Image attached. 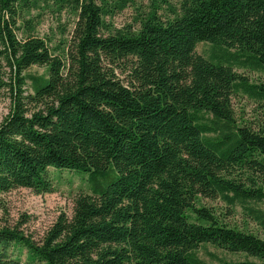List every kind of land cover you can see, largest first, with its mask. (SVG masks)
Instances as JSON below:
<instances>
[{"label":"trees","instance_id":"obj_1","mask_svg":"<svg viewBox=\"0 0 264 264\" xmlns=\"http://www.w3.org/2000/svg\"><path fill=\"white\" fill-rule=\"evenodd\" d=\"M99 1L0 0V194L49 191L50 168L87 173L91 190L39 242L0 226V264H264V238L200 203L264 228V127L231 105L240 91L264 121V81L236 70L264 73V0H178L133 31L105 21L129 0ZM50 6L73 16L55 51L35 32ZM205 245L242 258L204 261Z\"/></svg>","mask_w":264,"mask_h":264},{"label":"rangeland","instance_id":"obj_2","mask_svg":"<svg viewBox=\"0 0 264 264\" xmlns=\"http://www.w3.org/2000/svg\"><path fill=\"white\" fill-rule=\"evenodd\" d=\"M106 1L108 4L110 3L109 5L115 2V0ZM96 2L100 4L99 0ZM177 3L178 0H129L121 10L114 7L116 12L112 16H106L105 21L114 28L133 31L139 27L137 21L139 15L152 9H156L159 14L164 15L170 10L169 5L174 6ZM42 11L35 32L38 36L44 37L54 50L58 46L61 47V41L70 37L73 16L68 12L71 11L69 8H63L61 13H56L57 10L54 6L44 8ZM195 51L197 54L208 57L211 53V46L206 42H199ZM236 70L246 75L250 82L264 81V73L261 71L237 67ZM26 73L44 76L45 69L32 66ZM26 83L28 87L30 80L28 79ZM9 105L7 92H1L0 121L9 111ZM231 105L238 123L249 125L254 129L264 127L261 107L253 98L238 91L232 95ZM48 175L52 185L47 192L37 194L29 188L20 187L0 194V226H18L25 235L39 242L45 231L60 214L71 215L73 201L78 194L91 193L87 181L88 175L83 171L50 168ZM200 203L211 209L219 220L264 238V228L256 224L239 206L227 207L220 199H200ZM254 205L264 210V202L254 203ZM198 256L207 262H215L219 257L234 260L242 258L240 255L228 254L210 245L200 247ZM22 260H24V256H22Z\"/></svg>","mask_w":264,"mask_h":264}]
</instances>
